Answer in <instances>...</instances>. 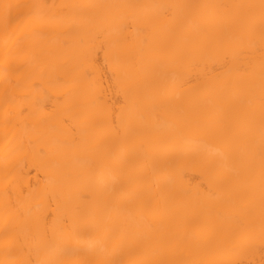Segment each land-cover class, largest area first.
Instances as JSON below:
<instances>
[{
	"label": "bare ground",
	"instance_id": "1",
	"mask_svg": "<svg viewBox=\"0 0 264 264\" xmlns=\"http://www.w3.org/2000/svg\"><path fill=\"white\" fill-rule=\"evenodd\" d=\"M0 264H264V0H0Z\"/></svg>",
	"mask_w": 264,
	"mask_h": 264
}]
</instances>
